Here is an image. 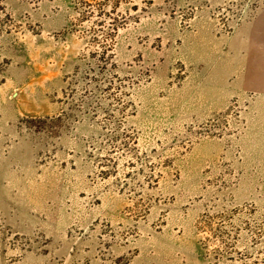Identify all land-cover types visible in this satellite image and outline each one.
I'll use <instances>...</instances> for the list:
<instances>
[{"label": "rangeland", "instance_id": "obj_1", "mask_svg": "<svg viewBox=\"0 0 264 264\" xmlns=\"http://www.w3.org/2000/svg\"><path fill=\"white\" fill-rule=\"evenodd\" d=\"M76 6L0 0V264H264V97L230 60L264 0H127L104 58Z\"/></svg>", "mask_w": 264, "mask_h": 264}, {"label": "crops", "instance_id": "obj_2", "mask_svg": "<svg viewBox=\"0 0 264 264\" xmlns=\"http://www.w3.org/2000/svg\"><path fill=\"white\" fill-rule=\"evenodd\" d=\"M241 30L239 67L237 68L234 58H231L232 72H238L235 75L237 86L243 92L264 97V8L254 19L246 22ZM236 47L235 45L233 51ZM233 54L237 58L234 52Z\"/></svg>", "mask_w": 264, "mask_h": 264}, {"label": "trees", "instance_id": "obj_3", "mask_svg": "<svg viewBox=\"0 0 264 264\" xmlns=\"http://www.w3.org/2000/svg\"><path fill=\"white\" fill-rule=\"evenodd\" d=\"M127 0H76V10H81L83 20H90L94 16L99 17L97 27H101L99 36L102 39L93 37V39L104 48V52L100 57L104 58L108 55V51L113 47L112 43L115 40L122 21L126 20V17L120 15V6ZM122 20V21H121ZM121 94H123L121 92ZM124 98L128 99L129 95L124 93ZM125 103V102H124Z\"/></svg>", "mask_w": 264, "mask_h": 264}]
</instances>
